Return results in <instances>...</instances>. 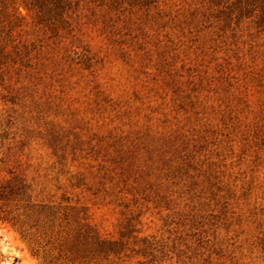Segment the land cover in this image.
Wrapping results in <instances>:
<instances>
[{
    "label": "rangeland",
    "instance_id": "obj_1",
    "mask_svg": "<svg viewBox=\"0 0 264 264\" xmlns=\"http://www.w3.org/2000/svg\"><path fill=\"white\" fill-rule=\"evenodd\" d=\"M0 264H264V0H0Z\"/></svg>",
    "mask_w": 264,
    "mask_h": 264
}]
</instances>
